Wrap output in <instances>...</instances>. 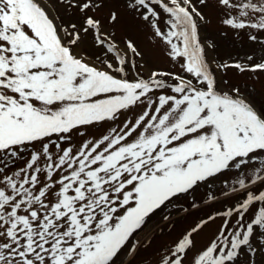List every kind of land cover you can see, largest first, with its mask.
Listing matches in <instances>:
<instances>
[{
    "label": "snow or ice",
    "instance_id": "1",
    "mask_svg": "<svg viewBox=\"0 0 264 264\" xmlns=\"http://www.w3.org/2000/svg\"><path fill=\"white\" fill-rule=\"evenodd\" d=\"M59 2L81 12L101 6ZM217 2L239 12L227 25L264 31V0ZM198 5L206 0H131L128 7L170 45L169 54L186 58L182 68L194 79L159 72L130 79L126 66L135 61L115 43L107 42L110 61L82 54L81 32L93 29L97 44H106L98 18L86 16V26L69 31L44 0H0V264H115L150 214L233 170L245 198L223 213L217 238L192 264H236L241 255L246 264H264V97L218 84L198 36ZM117 20L112 12L110 21ZM125 47L140 55L131 40ZM234 67L264 71V61ZM140 105L134 122L79 148L63 146L74 131L84 135L81 129ZM30 146L29 159L15 167ZM203 223L162 264H184Z\"/></svg>",
    "mask_w": 264,
    "mask_h": 264
},
{
    "label": "rangeland",
    "instance_id": "2",
    "mask_svg": "<svg viewBox=\"0 0 264 264\" xmlns=\"http://www.w3.org/2000/svg\"><path fill=\"white\" fill-rule=\"evenodd\" d=\"M75 2V0H73ZM101 6L94 10L81 12L78 7H67L59 0H44L52 9L56 22L63 28L71 31L70 25H76L79 30L84 25L86 16H94L101 21L100 33L106 38V44L99 46L96 42L97 33L89 29L87 33L81 32L80 48L82 54L90 57L93 62L110 61L114 53L107 52V42L115 43L122 53L131 56L135 67H127V76L143 77L147 79L152 72L172 73L183 75L185 78L194 79L192 74L186 73L182 65L186 58L173 57L169 53L170 45L162 38L157 37L148 22L144 21L138 13L129 8L131 0H100ZM196 3V0H193ZM203 19H198V36L205 48L206 58L210 61L217 82L224 89L239 87L242 92L252 94L257 98L264 97V71H241L234 67L239 63L242 67L264 61V31L251 27L236 29L224 23L230 16L239 17L236 9L220 5L217 0H206L205 5H198ZM116 12L118 20L110 21V14ZM167 16L161 13L160 27L167 31L165 24ZM256 16H251L250 21L255 22ZM256 36V40L249 37ZM131 40L140 53L134 56L125 47L126 41ZM173 42L180 43L173 38ZM118 63V62H114ZM227 65V67H223ZM168 83H175L167 77H161ZM144 106H133L124 111L115 122H102L99 125L81 129L84 135L74 131L71 139L64 142L63 146L79 148L86 139L99 138L106 134L112 127L123 126L126 120L135 121L142 113ZM36 147H39L37 145ZM34 149L30 146L23 154L21 161L15 167H23V160L29 159V153ZM43 166V164H41ZM248 175H252L251 169ZM238 176L233 171H226L215 180L200 183L194 190L181 194L157 210L143 226H151L152 233L146 234L137 240L138 234L134 233L117 257L115 264H162V259L168 257L175 245L184 237L188 230L197 227L204 221L203 226L193 233L194 247L187 251L184 264H192L193 257L205 249L215 240L224 224L223 213L235 207L245 198L244 191L239 189L236 181ZM233 187L236 191H233ZM253 185L249 184V188ZM260 202H256L258 211ZM215 217L214 219H209ZM232 223L236 217L230 218ZM142 228V227H141ZM137 232V231H136ZM236 264H246L245 255L238 257Z\"/></svg>",
    "mask_w": 264,
    "mask_h": 264
},
{
    "label": "bare ground",
    "instance_id": "3",
    "mask_svg": "<svg viewBox=\"0 0 264 264\" xmlns=\"http://www.w3.org/2000/svg\"><path fill=\"white\" fill-rule=\"evenodd\" d=\"M153 228L151 226H146L144 228H142L140 230V233L137 236V240H139L140 238H143V236H145L146 234L152 233Z\"/></svg>",
    "mask_w": 264,
    "mask_h": 264
}]
</instances>
